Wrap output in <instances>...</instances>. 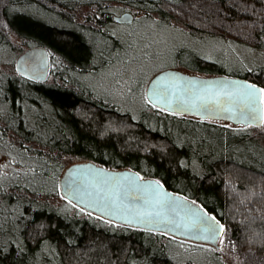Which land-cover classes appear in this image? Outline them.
I'll return each instance as SVG.
<instances>
[{
  "label": "trees",
  "instance_id": "obj_1",
  "mask_svg": "<svg viewBox=\"0 0 264 264\" xmlns=\"http://www.w3.org/2000/svg\"><path fill=\"white\" fill-rule=\"evenodd\" d=\"M116 7L133 15L131 24L113 21ZM147 22L264 54V0H0V66L31 47H44L50 61L44 82L13 74L12 60L11 73H0V151L12 168L0 183V264H228L226 247L240 264H264V121L219 124L157 109L144 99L149 79L136 87L145 106L133 113L89 84L114 61L126 63ZM99 37L104 45L90 41ZM190 54L183 67L193 73L264 89V65L231 69L221 58ZM190 129L203 135L201 143L185 133ZM207 142L214 147L201 150ZM76 162L157 179L221 223V245L59 203L60 176ZM180 243L208 254L184 259Z\"/></svg>",
  "mask_w": 264,
  "mask_h": 264
},
{
  "label": "water",
  "instance_id": "obj_2",
  "mask_svg": "<svg viewBox=\"0 0 264 264\" xmlns=\"http://www.w3.org/2000/svg\"><path fill=\"white\" fill-rule=\"evenodd\" d=\"M112 19L128 25L133 15L123 12ZM14 67L19 76L44 82L49 75V54L44 47L27 48L15 58ZM260 90L238 77L168 68L148 80L144 95L151 106L168 113L260 127L264 121ZM59 193L75 206L113 223L214 247L221 238V223L200 205L131 169L76 162L61 174Z\"/></svg>",
  "mask_w": 264,
  "mask_h": 264
},
{
  "label": "rangeland",
  "instance_id": "obj_3",
  "mask_svg": "<svg viewBox=\"0 0 264 264\" xmlns=\"http://www.w3.org/2000/svg\"><path fill=\"white\" fill-rule=\"evenodd\" d=\"M123 12L129 11L121 7H116L113 10L112 16L119 15ZM138 19L140 20V17H138ZM118 25L123 26L120 24ZM136 33L137 39L132 49L127 51L126 63L123 64L119 62V60L114 61V63L104 67L100 72L96 73L93 78H91V82L89 81V84L100 96L110 97L113 101H116L117 104L123 106L127 110L133 111V113L140 111V108L145 106L142 97L140 98L139 93H137L136 87L138 83L141 80H144L146 83L156 71L165 68H174L185 73L201 75L199 73H193L183 67L184 64L191 62L190 52L192 51L194 54L205 55L209 60L221 58L231 69L239 68L243 63L246 65L247 63L264 65L263 53L260 54L255 51L247 52L245 49H239L238 51L235 47L232 48L230 44H225L220 41L216 42L209 39L196 40L160 24H151L147 22L143 27L139 28ZM90 41L96 44L102 42V45H104L105 42L104 38L102 39L100 37L91 38ZM16 57L17 56L11 59L13 62V68L11 69L13 74L17 75L14 67ZM241 57L244 58L242 62L238 61ZM11 60L7 61L6 66H0V73L5 75L11 73L9 66ZM104 85L108 86V90L104 89ZM143 91H145V87ZM212 122L219 124L223 123L221 121ZM185 133L190 137H195L197 143L202 142L203 135L197 130L196 132H193L191 129L185 130ZM213 147L212 144L207 142L201 147V150L207 151ZM11 170L12 168L8 157L0 151V183L6 180ZM63 199L64 198L60 195L58 199L59 203ZM220 245L221 240L218 242V246ZM177 248H179L177 252L182 254L184 259L188 258L203 261L208 254L205 248L199 250L191 247L187 243H180ZM221 254L222 258L227 261L228 264H240L239 258L235 256L232 249L226 247L221 250Z\"/></svg>",
  "mask_w": 264,
  "mask_h": 264
},
{
  "label": "snow or ice",
  "instance_id": "obj_4",
  "mask_svg": "<svg viewBox=\"0 0 264 264\" xmlns=\"http://www.w3.org/2000/svg\"><path fill=\"white\" fill-rule=\"evenodd\" d=\"M249 87H253V88H254V86H249ZM260 91H261L262 93H264V89H261Z\"/></svg>",
  "mask_w": 264,
  "mask_h": 264
}]
</instances>
